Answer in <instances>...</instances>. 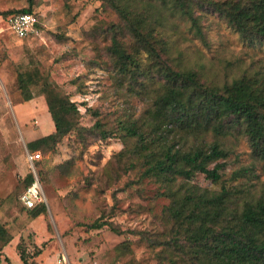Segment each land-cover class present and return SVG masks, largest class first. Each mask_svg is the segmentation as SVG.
Returning <instances> with one entry per match:
<instances>
[{
	"label": "rangeland",
	"instance_id": "374dc122",
	"mask_svg": "<svg viewBox=\"0 0 264 264\" xmlns=\"http://www.w3.org/2000/svg\"><path fill=\"white\" fill-rule=\"evenodd\" d=\"M109 1L33 0L40 27L19 38L4 13L29 8V0H0V222L14 239L4 255L9 261L3 264H22L16 248L21 238L32 254L35 245L41 249L31 259L37 264H59L64 257L70 264H161L156 254L162 247H155L154 240L167 230L163 213L169 200L160 196L159 184L142 179L139 165L129 169L128 161L120 160L127 145L119 133L104 140L91 131L93 110L116 128L118 118H141L150 104L115 73L109 29L124 27V22ZM113 1L127 5V0ZM195 8L203 38L194 33L190 20L162 14L168 52L163 57L174 68L199 71L205 82L217 85L264 73L263 45L242 39L212 9ZM27 71L39 73L40 80L32 86L34 99L24 102L18 74ZM45 81L76 105L79 118L78 128L56 148L37 151L42 159L34 167L41 174L48 212L33 218L20 196L24 179L33 171L28 144L54 131L42 93ZM226 144L232 151L222 183H264V161L256 159L247 139L234 135ZM250 167L258 181L232 180L234 172ZM192 182L215 190L222 184L214 185L200 173ZM96 222L105 225L90 228Z\"/></svg>",
	"mask_w": 264,
	"mask_h": 264
},
{
	"label": "trees",
	"instance_id": "16d2710c",
	"mask_svg": "<svg viewBox=\"0 0 264 264\" xmlns=\"http://www.w3.org/2000/svg\"><path fill=\"white\" fill-rule=\"evenodd\" d=\"M32 3L29 0V8L4 15L8 20L14 14L34 13ZM109 3L124 22V27L109 29L115 73L125 81L123 85L150 104L141 118H118L116 128L107 126L103 114L93 110L96 121L91 131L104 140L119 133L127 145L119 154L120 160L128 161L125 165L129 169L139 165L142 179L159 184L160 196L169 200L163 213L167 230L154 240L155 247H162L156 254L160 263L264 264V183H222L232 151L226 144L230 136H244L256 159L264 161V73L243 75L223 85L207 83L199 71L174 68L163 57L168 52L162 31V14L168 11L190 20L194 33L203 38L195 17V7L201 6L217 12L245 41L264 46V0ZM39 23L38 19L36 28ZM125 31L132 37L130 41L125 40ZM39 80L37 72L18 74V90L24 102L34 99L32 86ZM42 93L54 131L30 142L31 153L52 151L78 128L79 112L68 97L47 81L42 84ZM199 173L214 185L222 183L221 189L193 183ZM38 176L41 181L40 172ZM243 177L259 179L254 167H250L234 172L232 180ZM34 181L31 172L23 181L21 194ZM30 211L33 218H38L48 209L41 202ZM103 225L96 222L90 228L100 229ZM12 240L0 222V258ZM17 250L22 264H37L31 259L41 255L36 245L32 254L22 238Z\"/></svg>",
	"mask_w": 264,
	"mask_h": 264
},
{
	"label": "built area",
	"instance_id": "2783aa9c",
	"mask_svg": "<svg viewBox=\"0 0 264 264\" xmlns=\"http://www.w3.org/2000/svg\"><path fill=\"white\" fill-rule=\"evenodd\" d=\"M38 18L35 13H18L8 18V24L12 32L19 38H26L36 32ZM28 161L33 168L34 183L20 196V201L28 210L34 209L41 202H46L43 195L42 185L34 167V163L42 159L41 153L27 151ZM59 264H70L65 257L59 260Z\"/></svg>",
	"mask_w": 264,
	"mask_h": 264
},
{
	"label": "crops",
	"instance_id": "0c3cea01",
	"mask_svg": "<svg viewBox=\"0 0 264 264\" xmlns=\"http://www.w3.org/2000/svg\"><path fill=\"white\" fill-rule=\"evenodd\" d=\"M15 238V237H14ZM13 242H14V239L12 240V242L8 245V246H6L5 248H4V250H3V253H2V258H0V264H3V262L5 261V262H8L6 259H8L7 257H4V255H5V252H6V250L9 248V246H11L12 244H13ZM17 245H18V243H17ZM17 245H16V248H17ZM9 260V259H8Z\"/></svg>",
	"mask_w": 264,
	"mask_h": 264
}]
</instances>
